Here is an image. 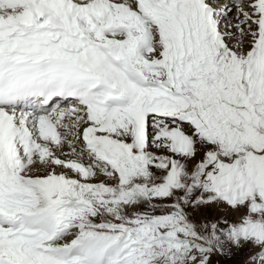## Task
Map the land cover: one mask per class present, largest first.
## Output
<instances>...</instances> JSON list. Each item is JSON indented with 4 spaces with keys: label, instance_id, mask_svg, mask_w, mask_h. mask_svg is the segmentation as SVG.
<instances>
[{
    "label": "snow or ice",
    "instance_id": "6c2138e0",
    "mask_svg": "<svg viewBox=\"0 0 264 264\" xmlns=\"http://www.w3.org/2000/svg\"><path fill=\"white\" fill-rule=\"evenodd\" d=\"M0 264H264V0H0Z\"/></svg>",
    "mask_w": 264,
    "mask_h": 264
}]
</instances>
